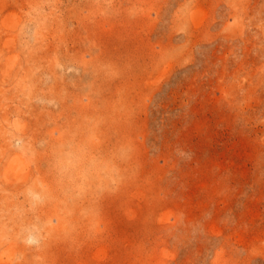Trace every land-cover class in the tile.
<instances>
[{"label":"rangeland","instance_id":"obj_1","mask_svg":"<svg viewBox=\"0 0 264 264\" xmlns=\"http://www.w3.org/2000/svg\"><path fill=\"white\" fill-rule=\"evenodd\" d=\"M0 264H264V0H0Z\"/></svg>","mask_w":264,"mask_h":264}]
</instances>
